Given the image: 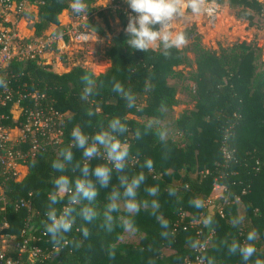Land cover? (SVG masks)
<instances>
[{"label":"trees","instance_id":"16d2710c","mask_svg":"<svg viewBox=\"0 0 264 264\" xmlns=\"http://www.w3.org/2000/svg\"><path fill=\"white\" fill-rule=\"evenodd\" d=\"M13 1L36 7L32 35L22 39L20 45L42 38L50 25H59V14L71 9L70 0ZM95 1L86 0L88 16L96 11ZM204 1L226 4L235 19L248 23L263 10L259 0ZM115 12L122 27L110 38L106 51L109 65L103 72L94 74L75 65L56 73L38 58L12 59L0 70V79L12 88L43 94L41 103L61 114L63 132L58 144L45 146L22 162L26 174L20 180L0 168V239L6 256L16 259V264H185L194 257L197 243L211 233L202 254L208 263L244 264L239 254L228 252L227 245L233 239L245 242V234L255 228L257 238L251 243L257 251L253 257L264 258V62L260 47L252 41H241L219 45L217 49L206 48L194 27L187 26L183 31L194 68L184 76L176 69L186 58L181 49H169L168 55L159 47L131 49L126 44L125 16L120 9ZM98 14L105 18L102 12ZM0 25L10 26L1 15ZM175 78L192 83L194 104L173 121L179 138H161L163 129L159 125L177 103L176 87L170 83ZM116 81L133 94L132 107L127 106L121 93L113 90ZM7 109L0 112L7 114ZM114 116L127 125L126 131L119 134L130 146L124 173H145L137 199L149 204L135 213L119 208L112 213V226L108 229L103 226L102 212L110 188L98 189L96 220L89 223L77 217L73 230L67 234L69 242L52 249L49 238L41 235L47 194L56 175L50 162L69 144L74 125L92 133ZM2 123L13 125L9 119ZM27 143L22 148L27 149ZM223 148L230 154L227 160ZM73 152L74 161L80 159V150ZM146 158L153 161L151 170L143 167ZM66 172L70 176L78 174L71 164ZM215 180L228 185L229 193L215 198ZM110 184L118 186L115 174ZM153 185H158L159 191L150 197L144 189ZM169 187L175 189L174 195L168 194ZM242 189L246 190L244 194ZM234 194L240 196L239 203L232 202ZM153 198L159 203L158 209L150 205ZM194 198H200L203 206L194 207ZM22 200L28 201V207L18 208ZM239 206L243 217L237 215ZM219 208L222 215L218 214ZM157 214L169 221L166 230L159 224ZM126 216L133 221L131 230L139 237L137 242L121 241L125 230L122 218ZM236 218L240 222L233 224L231 221ZM191 221L196 223L190 227ZM82 223L89 229L86 238L78 230ZM162 231L168 234L161 235ZM26 237L28 249L38 245L49 258L31 259L26 252L18 257ZM251 261L252 258L249 264Z\"/></svg>","mask_w":264,"mask_h":264},{"label":"clouds","instance_id":"9594fccd","mask_svg":"<svg viewBox=\"0 0 264 264\" xmlns=\"http://www.w3.org/2000/svg\"><path fill=\"white\" fill-rule=\"evenodd\" d=\"M126 3L131 12L135 13L129 14L124 28L128 34L126 44L131 49L142 51L159 47L164 50V55H168L169 49H179L187 42L186 33L181 29L173 30L171 21L184 15L198 17L214 11L204 0H126ZM69 7L76 14L88 13L86 0H70ZM156 25L159 27H155ZM112 87L115 92L123 95L128 107L133 106L134 96L130 90L125 89L119 81ZM126 129L127 125L116 116L109 119L106 126L102 125L92 133L74 125L69 133V144L60 149L58 157L51 160L50 167L56 175L51 179L52 188L47 194L48 206L41 224L43 233L53 247H60L69 242L67 234L73 230L77 217L89 223L96 220L99 215L95 206L98 189L110 188L102 212L105 228H111L112 213L119 211L121 202L129 213L138 212L141 206H148L149 201L137 199V190L145 181V173L141 171L131 176L124 173L130 146L120 139L119 134L124 133ZM136 135H140L139 131ZM163 136L164 133L161 132L160 137ZM73 149L80 150V159L74 161ZM93 160L97 162L92 163ZM68 164L72 165L73 170H78L77 175L67 174ZM143 167L152 169L151 158L144 160ZM114 174L118 186L110 184ZM144 191L148 196L155 197L159 186H147ZM168 194L174 195L175 189L169 187ZM191 203L196 208L203 206L200 198H194ZM150 205L153 209L159 208L155 198L151 199ZM156 218L162 229L166 230L169 221L160 214H157ZM122 222L125 228L134 229L131 217H123ZM231 222L238 224L240 218ZM78 230L82 237L89 235V229L83 223L78 225ZM167 234V231L161 232V235ZM256 238L257 230L252 228L245 234V242L233 239L227 245V250L229 253L239 254L244 264H249L250 258L251 264H264V258L253 257L257 249L251 241ZM209 264H212L211 260Z\"/></svg>","mask_w":264,"mask_h":264},{"label":"built area","instance_id":"2783aa9c","mask_svg":"<svg viewBox=\"0 0 264 264\" xmlns=\"http://www.w3.org/2000/svg\"><path fill=\"white\" fill-rule=\"evenodd\" d=\"M214 8L212 13H205L203 16L207 25L212 26L215 22L218 7L213 2H206ZM26 2H15L13 0H0V15L5 21L7 12L19 13L25 10ZM113 8L120 9L125 18L128 19L129 14L135 15L128 8L126 0L114 3ZM171 23V22H170ZM159 27V25H157ZM16 30L12 26L0 25V70L12 59H42L46 51L54 44L59 51L65 50L67 44L65 38L71 42V45L80 47L89 43L94 38V33L80 28V25H71L66 27L58 37L50 34L44 38H39L23 45H15L17 37ZM43 94L37 91H27L25 89H14L8 85L3 79H0V111L8 107L7 114L0 112V168L9 170L12 175H20V166L22 162L33 157L35 153L45 146H53L61 141L63 132L60 127L61 114L52 109L48 104L41 103ZM11 120L12 126L2 123L4 120ZM27 143V149L22 148ZM20 144V147H18ZM13 146H17L16 148ZM222 154L225 160L230 158L229 152L223 148ZM214 197H222L223 194L229 193L228 185L214 181L212 185ZM242 189L241 194L245 193ZM210 202V200H207ZM239 203L240 196L234 194L233 201ZM28 207V201L22 200L18 208ZM218 214L222 215V208L218 209ZM196 221L189 222V226H193ZM6 226V224H4ZM186 226L183 227L185 229ZM42 236H45L43 231ZM211 233L195 246V255L191 259H187L185 264H209L203 257ZM29 238H23L19 248L18 257L21 253H27L31 259H41L42 261L49 258V254L42 251L38 245L27 248ZM0 239V264H16L17 260L7 257L1 245ZM57 247H53L55 249ZM59 264V263H58Z\"/></svg>","mask_w":264,"mask_h":264},{"label":"rangeland","instance_id":"374dc122","mask_svg":"<svg viewBox=\"0 0 264 264\" xmlns=\"http://www.w3.org/2000/svg\"><path fill=\"white\" fill-rule=\"evenodd\" d=\"M122 0H96L94 7L96 11L91 15H76L71 9L59 14L58 19L62 21L63 25L51 31L49 34L58 37L62 31L71 25H80V28L94 33V38L87 44L80 47H73L71 42L65 38L68 45V52L59 51L56 45H52L44 54L41 63L46 65L49 69L56 73H63L68 71L72 66L79 65L91 70L94 74L103 72L109 65L107 60V48L109 46L110 38L113 34L121 30L122 24L119 17L113 8V4L119 3ZM263 4V10L259 14H254L250 23L247 21H240L234 18L226 4L217 5V15L212 26L207 25L205 17L202 15L193 17L191 15H184L175 18L171 21L172 29L183 30L187 26H193L195 32L200 38L201 45L206 48L217 49L219 45L226 46L234 42H254L261 50V60L264 62V0H259ZM205 2V1H204ZM102 12L105 18L102 19L98 14ZM36 7L27 5L25 10L19 13L7 12L8 15H13L17 23L20 25L16 28L19 36L16 37L15 45H20L22 39H26L30 31H32V24L35 20ZM127 18L123 21L126 25ZM61 28V29H60ZM16 31V33H17ZM43 35L42 38H44ZM36 40V39H35ZM185 55V60L176 69L181 70L184 76L194 68L193 56L186 42L181 48ZM176 87L175 99L177 100L164 122L159 125L163 129L164 137H171L173 139L179 138V133L173 127V121L184 112L193 107L192 89L193 85L188 79L175 78L170 81ZM21 175L17 176L20 180ZM124 209L123 204L120 205ZM239 217H243V209L240 207L237 211ZM139 237L131 229L125 228L121 241L137 242ZM6 245V244H5ZM168 251V250H166ZM164 251V252H166Z\"/></svg>","mask_w":264,"mask_h":264},{"label":"crops","instance_id":"0c3cea01","mask_svg":"<svg viewBox=\"0 0 264 264\" xmlns=\"http://www.w3.org/2000/svg\"><path fill=\"white\" fill-rule=\"evenodd\" d=\"M65 13H66V11H65ZM58 20H59V25H50L44 35L49 34L51 31H53V30L57 29L59 26L61 27L63 25L62 21H60V19H58ZM5 21L8 22L10 24V26H12L16 31L18 30L16 28L20 25V23L19 22L17 23V21L15 20L13 15H8L7 17H5ZM17 35L18 36L20 35L18 31H17ZM31 35H32V31H30L27 36H31ZM72 46L75 47V45H72ZM68 48L69 47L67 45V47L65 48L64 51L68 52V50H69ZM19 170H20V175L22 178L26 174V167L20 166ZM239 208H240V206H239ZM239 208H237V211L239 210Z\"/></svg>","mask_w":264,"mask_h":264}]
</instances>
